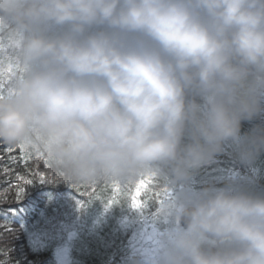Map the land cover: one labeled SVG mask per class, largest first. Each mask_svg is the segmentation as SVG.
Returning a JSON list of instances; mask_svg holds the SVG:
<instances>
[{
    "label": "clouds",
    "instance_id": "1",
    "mask_svg": "<svg viewBox=\"0 0 264 264\" xmlns=\"http://www.w3.org/2000/svg\"><path fill=\"white\" fill-rule=\"evenodd\" d=\"M261 114L264 0H0V143L74 186L164 177L133 264H264V192L192 183L226 142L254 161Z\"/></svg>",
    "mask_w": 264,
    "mask_h": 264
},
{
    "label": "trees",
    "instance_id": "2",
    "mask_svg": "<svg viewBox=\"0 0 264 264\" xmlns=\"http://www.w3.org/2000/svg\"><path fill=\"white\" fill-rule=\"evenodd\" d=\"M263 118L261 114L242 122L241 135L250 134L257 127L264 128ZM6 146L0 143V150ZM14 154L20 155L19 151ZM259 156L264 159V151ZM251 163L242 162L237 145L229 141L221 154L196 172L193 181L206 183L210 178L207 176L212 175L221 181L216 183L218 187L232 184L262 193L264 171ZM34 167L30 161L29 168ZM39 169L58 181L36 180L26 186L22 198H17L14 190L7 198L0 197V264H133L136 246L133 231L157 216L159 199H166L160 186L164 177H155L147 207L135 210L127 192L119 203L106 206L114 194L113 184L93 185L94 194L87 196L83 192H92L93 186L65 182L42 160ZM15 171L27 174L21 163L15 165ZM120 186L134 189V185ZM8 187V178L0 174V193ZM156 192L161 193L159 198ZM60 251L65 254L63 260L58 257Z\"/></svg>",
    "mask_w": 264,
    "mask_h": 264
},
{
    "label": "snow or ice",
    "instance_id": "3",
    "mask_svg": "<svg viewBox=\"0 0 264 264\" xmlns=\"http://www.w3.org/2000/svg\"><path fill=\"white\" fill-rule=\"evenodd\" d=\"M15 151H19L20 155L14 154ZM43 161L47 168H50L48 159L43 153L33 152L26 145H20L18 147L7 145L0 150V174L8 178L9 187L6 191L0 193V197L7 198L9 192H15L17 198H22L27 185L32 184L36 180L40 182L57 180L56 177L50 176L45 171H40L39 163ZM33 162L34 168H29V162ZM21 163L27 170V174H18L15 171V165ZM29 175L31 178H29ZM155 174H150L146 178H142L132 187L122 188L120 184H113L114 194L107 202V207H111L114 204L120 202L121 196L127 192V199L130 201V206L135 210H143L148 205V200L151 199L152 188L154 186ZM79 189V188H78ZM167 191V190H165ZM95 192L93 186L92 192H83L84 195L91 196ZM160 192H156L155 196L159 198ZM145 197L142 199L141 197ZM163 203V199H159V204Z\"/></svg>",
    "mask_w": 264,
    "mask_h": 264
},
{
    "label": "rangeland",
    "instance_id": "4",
    "mask_svg": "<svg viewBox=\"0 0 264 264\" xmlns=\"http://www.w3.org/2000/svg\"><path fill=\"white\" fill-rule=\"evenodd\" d=\"M253 164L256 166V168L258 170H259V167L261 166V168L264 171V159L262 157H260L259 155L253 161ZM209 176H210V178H209V180L206 183H197V182L193 181L192 182L193 186L195 188H203V187H208V186L218 187V184H216V183H220L221 182L219 180V178L217 176H212V175H208L207 178ZM165 223H166V221L161 219V218H159L158 214H157V216L152 217L147 223L145 222L140 227L134 229L133 233L135 234L134 238L136 240V246H135V250H134L135 255H139L140 254L141 248L144 245V241H143L142 237L145 234L151 232L154 228L162 227ZM64 256H65L64 252L60 251L58 253V257H59L60 260L65 259Z\"/></svg>",
    "mask_w": 264,
    "mask_h": 264
}]
</instances>
